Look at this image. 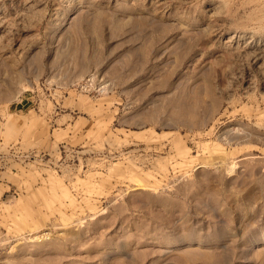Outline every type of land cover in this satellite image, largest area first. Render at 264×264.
<instances>
[{"label":"rangeland","instance_id":"obj_1","mask_svg":"<svg viewBox=\"0 0 264 264\" xmlns=\"http://www.w3.org/2000/svg\"><path fill=\"white\" fill-rule=\"evenodd\" d=\"M153 1L0 0V264H264V59Z\"/></svg>","mask_w":264,"mask_h":264},{"label":"bare ground","instance_id":"obj_2","mask_svg":"<svg viewBox=\"0 0 264 264\" xmlns=\"http://www.w3.org/2000/svg\"><path fill=\"white\" fill-rule=\"evenodd\" d=\"M166 2L165 0H154V9L158 12L163 11ZM205 3L209 7V15L205 18L212 23L214 36L220 34V27L223 25H227L234 30H242L237 42L240 39H242L241 42L245 40L243 42L244 46H234L231 51L227 52L229 58L245 56L253 59H264V32L258 34L256 29L264 23V0H205ZM229 48L230 45L228 44L227 49ZM182 159L184 160V157ZM62 194L67 196L66 191H62Z\"/></svg>","mask_w":264,"mask_h":264}]
</instances>
